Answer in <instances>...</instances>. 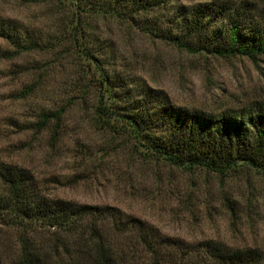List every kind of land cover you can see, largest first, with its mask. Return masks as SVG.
I'll return each instance as SVG.
<instances>
[{
	"label": "rangeland",
	"instance_id": "374dc122",
	"mask_svg": "<svg viewBox=\"0 0 264 264\" xmlns=\"http://www.w3.org/2000/svg\"><path fill=\"white\" fill-rule=\"evenodd\" d=\"M205 1L174 0L137 19L165 28L173 14ZM247 1L264 8V0ZM77 6V0H0V19L52 38L46 51L0 60V162L29 171L49 198L113 208L181 244L212 241L264 255V172L170 166L149 157L120 129V118L95 114L122 107L126 95L118 86L131 101L148 87L176 107L212 114L264 103V56L190 54L140 23ZM30 85L35 91L20 97ZM60 107L58 123L36 129L40 111ZM1 232L2 264H9L15 235Z\"/></svg>",
	"mask_w": 264,
	"mask_h": 264
},
{
	"label": "trees",
	"instance_id": "16d2710c",
	"mask_svg": "<svg viewBox=\"0 0 264 264\" xmlns=\"http://www.w3.org/2000/svg\"><path fill=\"white\" fill-rule=\"evenodd\" d=\"M173 1L77 0V5L83 11L139 24V16ZM171 17L165 28L150 22L140 27L190 54L251 61L264 56V8L252 2L206 0ZM48 37L31 26L0 19V41L6 45L0 48V60L46 51L52 47ZM118 88L126 95L122 107L96 108L95 114L107 121L120 118V129L149 157L216 173L240 166L264 172V103L212 114L176 107L148 87H139L131 101L129 90ZM35 89L25 87L20 97ZM64 112V107L40 111L36 129L58 123ZM41 228L47 235L37 233ZM2 230L15 235L9 264H264V255L256 249H231L212 241L181 244L113 208L49 198L29 171L4 162H0V234ZM54 234L60 237L52 238Z\"/></svg>",
	"mask_w": 264,
	"mask_h": 264
}]
</instances>
